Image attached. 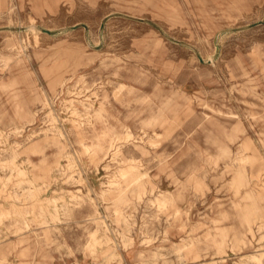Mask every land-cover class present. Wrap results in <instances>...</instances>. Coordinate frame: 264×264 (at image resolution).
Masks as SVG:
<instances>
[{
    "label": "rangeland",
    "instance_id": "obj_1",
    "mask_svg": "<svg viewBox=\"0 0 264 264\" xmlns=\"http://www.w3.org/2000/svg\"><path fill=\"white\" fill-rule=\"evenodd\" d=\"M264 264V0H0V264Z\"/></svg>",
    "mask_w": 264,
    "mask_h": 264
},
{
    "label": "built area",
    "instance_id": "obj_2",
    "mask_svg": "<svg viewBox=\"0 0 264 264\" xmlns=\"http://www.w3.org/2000/svg\"><path fill=\"white\" fill-rule=\"evenodd\" d=\"M89 264H97V263H95V262H90Z\"/></svg>",
    "mask_w": 264,
    "mask_h": 264
}]
</instances>
